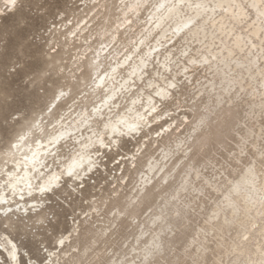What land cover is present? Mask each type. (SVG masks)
<instances>
[{
  "label": "rangeland",
  "instance_id": "1",
  "mask_svg": "<svg viewBox=\"0 0 264 264\" xmlns=\"http://www.w3.org/2000/svg\"><path fill=\"white\" fill-rule=\"evenodd\" d=\"M6 1L0 0V168L4 169L9 143L35 131L33 124L50 128L68 116L74 118L79 109L91 110L96 49L107 45L103 57L123 55L146 29L156 2L146 0L124 22L121 8L135 0H19L13 5ZM249 1L235 0L226 13L215 10L205 24V39L178 41L170 61H165L170 65L167 71L153 65L160 74L153 79L176 85L173 96L157 104L162 116L148 131L120 137L117 143H109L104 134L106 145L99 147L88 140L85 135L91 133L84 128L81 147L91 144L89 149L99 155L96 166L80 180L55 189L54 199L50 193L39 194L42 206L0 216V237L17 244L20 264H43L46 257V264H252L264 259V240L254 233L264 227V208L249 205L246 211L237 207L225 213L222 208L232 200L229 194L223 193L219 204L198 197L203 179L229 163L233 187L249 177L247 171L252 184L264 178V18ZM258 1L264 7V0ZM237 34L239 49L233 43ZM204 56L209 64L202 63ZM43 84L53 97L61 91L64 95L53 99L51 111L41 113L46 101ZM138 87L133 96L154 95L146 81ZM93 129L104 131L101 119ZM73 151L72 145L63 148L64 159ZM62 161L54 167V161L48 162V171L60 169ZM98 161L102 166L96 168ZM145 180L150 182L142 185ZM245 247L254 252L250 257L254 261L241 252ZM1 257L0 264H18Z\"/></svg>",
  "mask_w": 264,
  "mask_h": 264
},
{
  "label": "bare ground",
  "instance_id": "2",
  "mask_svg": "<svg viewBox=\"0 0 264 264\" xmlns=\"http://www.w3.org/2000/svg\"><path fill=\"white\" fill-rule=\"evenodd\" d=\"M17 1L19 0H14V3H16ZM6 2L8 5H11L10 3H8V0ZM145 2L146 0H135V3H128L123 8H121L120 15L122 16L123 21L124 22L128 21L127 15L129 12H131L132 15L138 13L141 10V8L144 6ZM232 2L234 3L235 0H156V2L154 3V8L151 9L150 13L148 14L149 20L145 22L146 29L139 32V37L135 39L131 48L126 50L123 55L119 57L118 53L115 54L111 53L108 56L103 57L105 55L103 53L107 45L105 46V48H97L96 49L97 56L95 58L96 61L95 63H91L92 75L90 79V85H91L90 90L93 99L95 100V103L90 106L91 110H88V108L79 109L78 114L74 118L68 116L63 120L58 121L55 126L50 128L44 127L42 123H39L40 127L36 128L35 131H30L26 134H22L25 137V139L22 142H20V147L18 149L10 148L7 157L6 168L5 169L4 167L0 168V200L6 201V203L0 205V210L2 212L10 210L11 216H15L17 215V213L20 214L21 209L27 211L28 209L34 208L33 205H35V207H39L40 205L42 206L44 204L43 197L38 199L37 196L39 194L42 196L54 192L55 189L60 187L61 181L63 183V180L67 178L66 170L70 165L73 164L74 161H80L81 164V167L78 169L79 178L75 177L74 180H80L87 172L91 171L96 166L95 165L96 160H99V155L94 150L89 149L91 144L89 146L85 145L81 147L82 144L84 143H82L83 135L80 133L84 128L90 130L91 135L90 136H87V134L85 135L88 138V140L89 139L95 140V145L98 144L99 147L102 146L96 141L98 137H103L104 140V134L106 135L107 138H110L109 143L112 142L117 143L120 137L127 136L129 138H134L135 135H136L135 137H137L141 135L143 132L148 131V129L154 125L153 124L154 122H156L158 119H161L162 115L157 114L158 113L157 104L160 103L162 105L161 101H166L167 99L172 97L173 96L172 91L175 89L169 87L170 84H175L174 81H164L161 79L163 83L161 85L157 82V80L153 79L152 77L153 75L158 77L160 75V74L156 75L159 72L157 73L155 69L158 66H161L166 71L170 68V65L167 62L170 61L169 58L173 51L172 48L175 46V44L178 41L187 42L193 39L195 40H198L200 38L203 39V37L205 39L206 37L205 24L210 20V17L213 16L214 11L215 10L217 11V9H224L223 13L224 12L226 13V11L230 10L231 8L230 5ZM249 2H250L249 3L250 7L254 9L258 15H261L264 18V7L262 8L259 7L260 1L250 0ZM238 10L240 9H237V12ZM227 14H229V12ZM236 14L238 15V13ZM242 14L243 13H241V16ZM254 16L257 18L256 15ZM234 19L236 22V19H238V17ZM237 22H239V19ZM213 26L214 25H212V27ZM257 31L258 30L253 31L254 36L255 35L258 36ZM116 33H119L118 29L116 30ZM212 35H214V33L211 34V36ZM240 37L238 35V38H233L235 40V41L233 40V43L235 42V44L238 45L240 43L239 41L241 40ZM114 39L115 37H112L109 43L112 42ZM263 39L264 38H262V41ZM219 42L221 43V41ZM258 42L261 41L259 40ZM211 45H213V42ZM242 46H244L243 42H242ZM221 47H224L225 49V46L221 45ZM238 49H239V45H238ZM254 49H255V45H254ZM259 50H261V48ZM205 51L208 52L207 50ZM247 53H249V50L247 51ZM213 56L211 58H214ZM246 56L243 57L245 58ZM229 57L226 58L228 59ZM167 59L169 61H167ZM220 59L217 60L220 61ZM230 61L231 60H229V62ZM209 62H210L209 59L204 56L202 59V63L209 64ZM154 64L158 66L153 71ZM240 64L238 66H240ZM249 67L250 66L248 65L247 69ZM250 71L251 70H248L247 74L251 75L252 73L250 74L249 73ZM141 81H146L147 85L149 87H152L154 95L143 94L142 97H140L138 93L136 97L132 95L134 93V90L139 89L138 84ZM226 88L228 89V87ZM161 91L165 92L166 95H164L163 97L158 96L157 93ZM127 96H129L128 99ZM124 100H128V102L122 105V102ZM54 103L55 100L53 104ZM99 119L102 120L104 126V131L102 132H97L93 129V127L95 126V124ZM106 124H110L111 127L106 128L105 127ZM133 127L135 128V131H130V129ZM113 128H115L116 130L113 131ZM53 137H59L60 139L56 143H49V141L52 140ZM15 142L16 140L13 143ZM62 144L65 145L63 146ZM104 144H105V140H104ZM71 145L73 146L74 151L72 152V155L67 160H65L64 158L66 154H63V148ZM81 157H83L82 160L80 159ZM50 161H54L52 162V167H54L53 164L55 162L61 163L62 161L63 162L62 167L60 169L56 168L51 171H48L49 170L48 162ZM98 162L99 164L101 163V161ZM99 164L97 165L96 168L102 166L101 164L100 165ZM152 169H154V166H150L148 171H152ZM246 174L249 175V177L248 176L247 178L243 177L240 180H238V182L233 187V192H239L245 186L252 184L253 181L251 180L252 179L251 172L247 171ZM10 175H12L11 180H10ZM51 175L58 176L59 180L54 184L53 189L51 191H48L43 194L40 193L38 189L35 188V186L43 184ZM255 177L257 176L255 175ZM148 181L149 180H145L144 182H142V185L145 184L146 182L148 183ZM29 182L34 186L32 195H28L27 184ZM10 184H15V191L13 190L12 187H10ZM232 203H233L232 200L228 201L229 205H231ZM243 209L245 208L243 207ZM248 211L250 212L249 208L247 212ZM260 213L261 212H259V214ZM255 215L257 214L255 213ZM213 219H215V217ZM254 233L258 234L264 240V227H261ZM7 238L8 241L11 242V244L16 245L17 257L15 263L17 262L18 264H20V257H21L20 249L18 248L16 243H14L11 239H9V237ZM5 244L6 241L1 239L0 237V260L2 259L1 254H4L8 259L11 260V256L9 253V247L11 245L9 244L8 246H5ZM256 247H257V251H259L260 248L258 246ZM241 252L244 253L249 258V261H254L252 258H250L251 254H253L254 252L251 251L249 247H245ZM262 262L264 263V259L260 258L257 261L253 262L252 264H263Z\"/></svg>",
  "mask_w": 264,
  "mask_h": 264
},
{
  "label": "clouds",
  "instance_id": "3",
  "mask_svg": "<svg viewBox=\"0 0 264 264\" xmlns=\"http://www.w3.org/2000/svg\"><path fill=\"white\" fill-rule=\"evenodd\" d=\"M41 88H43L42 92L46 96L45 103L41 105V113L44 112L45 109H49V111H51L49 105L52 104L54 99V97L51 95V89L47 87V84H43ZM235 164L243 166V162L241 161H236ZM232 166L233 165L229 163L227 166H222L220 169L214 170L211 177L206 176V178L203 179L198 197L215 200L217 204H219V202L222 200V194H229L233 203L228 207L222 208V211L225 213L229 212L230 210H234L237 207H245L249 205L255 206L258 204L261 208H264V178L258 177L254 184H250L242 188L239 192H233V185L230 175V168ZM74 179L75 177L67 176L60 186L63 187ZM214 193L218 194L214 195ZM57 194V192H51L50 198L54 199ZM70 214V212L65 213V216L67 217ZM210 234L211 233H209V235ZM217 264H219V261H217Z\"/></svg>",
  "mask_w": 264,
  "mask_h": 264
},
{
  "label": "snow or ice",
  "instance_id": "4",
  "mask_svg": "<svg viewBox=\"0 0 264 264\" xmlns=\"http://www.w3.org/2000/svg\"><path fill=\"white\" fill-rule=\"evenodd\" d=\"M8 3H10L11 5L14 4V0H8ZM170 88H175V84H170L169 85ZM64 95V92L61 91L59 93V97H62ZM158 96H161L163 97L164 95H166L165 92L161 91V92H158L157 93ZM59 97H54L55 99H58ZM55 105H53L54 107ZM51 110V108H50ZM154 110V109H153ZM34 128H39L40 125L39 124H33L32 125ZM105 127H111L110 124H106ZM116 129L113 128V131H115ZM130 131H135V128H131ZM25 139V137L23 135H19L15 138L16 142L13 143V141H11L9 143V148H19L20 147V142H22L23 140ZM59 137H53L52 140L49 141V143H56L59 141ZM102 147L105 146L104 144V140H103V137H98L97 141ZM35 155V154H34ZM81 160L83 159V157L80 158ZM81 167V164H80V161H74L72 165H70L68 167V169L66 170V175L67 176H72V177H76V178H79L78 176V169ZM12 179V175H10V180ZM59 180V177L58 176H55V175H51L49 176V178L41 185H36L35 188L38 189V191L40 193H46L48 191H51L53 189V186L54 184ZM10 187L13 188V190L15 191V184H10ZM27 189H28V195H32V191L34 189V186L29 182L27 184ZM3 203H6V201H3V200H0V205H2ZM33 207H35V205H33ZM10 210L8 211H5L3 212L2 214H0V216H4V217H7L9 214H10ZM4 241H6V244L5 246H8L9 244L11 245L9 247V253H10V256H11V260L13 262L16 261V257H17V253H16V245L15 244H11L10 241H8V238L7 236L3 237L2 238ZM61 244H63V241L61 240L60 241ZM51 255V254H49ZM48 258L46 257L45 258V261L43 262V264H46ZM25 264H27V262H25ZM48 264H50V262H48Z\"/></svg>",
  "mask_w": 264,
  "mask_h": 264
}]
</instances>
